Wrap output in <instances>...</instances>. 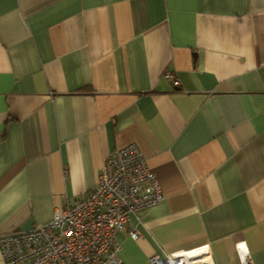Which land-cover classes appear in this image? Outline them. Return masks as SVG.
<instances>
[{"label":"crops","instance_id":"1","mask_svg":"<svg viewBox=\"0 0 264 264\" xmlns=\"http://www.w3.org/2000/svg\"><path fill=\"white\" fill-rule=\"evenodd\" d=\"M129 144L164 199L117 234L124 264H264V0H0V236Z\"/></svg>","mask_w":264,"mask_h":264},{"label":"built area","instance_id":"2","mask_svg":"<svg viewBox=\"0 0 264 264\" xmlns=\"http://www.w3.org/2000/svg\"><path fill=\"white\" fill-rule=\"evenodd\" d=\"M166 78L178 84L173 74ZM163 199L159 181L139 149L134 144L114 149L93 188L56 210L47 223L1 235L0 254L5 264H124L118 257L117 234L131 217ZM127 234L134 240L139 236L135 227ZM200 255V251L164 259L154 255L148 264H205Z\"/></svg>","mask_w":264,"mask_h":264},{"label":"bare ground","instance_id":"3","mask_svg":"<svg viewBox=\"0 0 264 264\" xmlns=\"http://www.w3.org/2000/svg\"><path fill=\"white\" fill-rule=\"evenodd\" d=\"M199 250H195L193 252H191V254H198Z\"/></svg>","mask_w":264,"mask_h":264}]
</instances>
